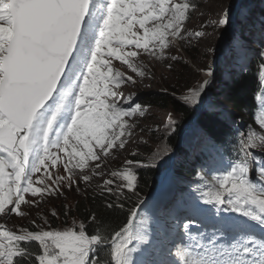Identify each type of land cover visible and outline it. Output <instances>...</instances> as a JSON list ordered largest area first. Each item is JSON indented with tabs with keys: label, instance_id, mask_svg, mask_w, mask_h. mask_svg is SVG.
<instances>
[{
	"label": "snow or ice",
	"instance_id": "obj_1",
	"mask_svg": "<svg viewBox=\"0 0 264 264\" xmlns=\"http://www.w3.org/2000/svg\"><path fill=\"white\" fill-rule=\"evenodd\" d=\"M199 6L196 0H0V264H264V153L254 151L264 149V119L256 132L250 125L237 137L235 114L209 95L217 83L252 74L257 98H264V15L254 18L246 0H228L200 25L221 36L204 46L212 60L200 69L202 82L172 94L191 115L167 114L161 137L167 142L147 163L132 152L134 159L118 168L108 165L132 142L135 118L150 107L124 87L151 79L152 61L180 62L169 55L177 44L191 48L193 40L208 38L186 27ZM181 132L183 142L173 144ZM229 143L235 158L213 167ZM194 162L195 186H181V170ZM139 168L161 169L152 202L140 196ZM103 177L101 195L136 198L118 228L107 229L95 212L68 224L66 205L61 227L52 222L61 215L55 207L51 220L37 211L29 225L6 226L9 217L26 219L65 190ZM105 207L125 204L109 200ZM172 230H182L187 243L169 241Z\"/></svg>",
	"mask_w": 264,
	"mask_h": 264
},
{
	"label": "rangeland",
	"instance_id": "obj_2",
	"mask_svg": "<svg viewBox=\"0 0 264 264\" xmlns=\"http://www.w3.org/2000/svg\"><path fill=\"white\" fill-rule=\"evenodd\" d=\"M253 0H246V2L251 7V2ZM228 0H199L198 4L200 5L191 15L190 20L186 23V27L190 30H203L209 33L210 35L205 41H202L200 44H197L195 40H193V47H181L179 44L172 47L169 51V55H176L180 57V62H156L152 61L150 68L152 71V78L145 79L142 82H138L136 85H127L124 87V92L127 95L128 93H136L138 98H142L144 93L147 92H162L168 93L169 95L175 93L179 95L186 91L187 88L195 86L197 83L202 82L205 78L203 74H201L200 69L204 66L205 63L211 62L212 57L209 56L205 58L203 56L204 46L206 44L217 43V37L221 36V31H216L213 33L212 28L206 27L200 29L201 24L207 25L213 19L216 18V13H218L222 7V5L226 4ZM256 4V3H255ZM254 12V17L259 18L260 15H264V8L260 9V13L256 14L255 8L251 7ZM263 12V13H262ZM203 13V15H201ZM167 63H172V70H169L167 67ZM150 85V86H149ZM228 87V84H218L217 87H213L210 96L214 98H220L226 107H230V105L226 102L224 97L226 96L225 88ZM162 89H167V92L162 91ZM220 92L221 94H218ZM145 116L143 118H135L137 124L139 125L134 130V135L131 138L132 142L129 143L125 150L117 151L114 153L115 159L109 158L108 165L110 169H116L120 165L123 164L124 160L130 157V153L138 152L139 159H142L145 163L148 160L149 155L156 151L157 146L163 143H166V140H162L161 137L163 134V123L166 120V116L169 112H173L171 110L162 111L158 108H145ZM176 114V113H175ZM178 116V115H177ZM143 129V131H141ZM153 130L155 131V135H153ZM148 137H151L152 140H149ZM185 138V134L183 133L182 142ZM140 141H144L145 143H140ZM257 141H259V136L257 135ZM258 153H264V149H256ZM159 173H161V169L156 168ZM108 177H103L100 179H94L90 186L85 185L84 183H80L79 189H71L65 190L64 194L59 198H54L49 200L47 203L42 206H47L45 211V215H49L52 207L58 208V203L63 202L66 199L71 201L74 196H78L85 194L87 191L90 192L93 189L96 191H101L102 189L98 187V185L102 184V179H106ZM157 195V194H156ZM156 195L152 196L151 201H153ZM75 200V199H74ZM41 206V207H42ZM41 209H32V215L30 217L35 216L37 211L40 212ZM43 211H41L42 213ZM24 219L11 216L6 221V226H22L29 225V219ZM57 224L59 223L56 219ZM73 221H69L68 224H71ZM40 223V221H38ZM62 222L61 224H63ZM60 224V223H59ZM173 231L169 233L171 235ZM169 240V237H168Z\"/></svg>",
	"mask_w": 264,
	"mask_h": 264
},
{
	"label": "trees",
	"instance_id": "obj_3",
	"mask_svg": "<svg viewBox=\"0 0 264 264\" xmlns=\"http://www.w3.org/2000/svg\"><path fill=\"white\" fill-rule=\"evenodd\" d=\"M258 81L252 74H248L245 78L232 83L230 91L227 94L226 101L232 106V111L237 118L241 119L243 123L247 124L248 121L253 123L252 118L255 115L256 105V94L259 92ZM144 105H150L151 108H158L162 111L171 110L178 116L183 114V117L191 115V112L183 105L179 103L174 97L168 93L162 92H147L144 93L141 100ZM212 130L220 137H224L225 130L217 124L211 125ZM182 132L172 137V143L175 144L181 141ZM232 135H228V139L231 140ZM134 159V158H132ZM198 163L194 162L192 165L183 168L180 172L182 179H192L197 182L193 169H198ZM159 172L156 169L151 168H139L138 169V185L140 196L148 195L153 190L159 181ZM183 185H186V181H181ZM131 197L130 200L125 199L123 201H116L112 197L104 196L101 194L87 195L85 198L77 201L74 207V213L78 217L79 221H84L88 216L95 212L98 218L103 220L104 225L107 229L118 228L127 218V209L132 206L135 202V197L128 193ZM111 200L112 203L117 204L123 202L125 207L123 209L116 207L113 209H107L105 204ZM56 227H60L56 225Z\"/></svg>",
	"mask_w": 264,
	"mask_h": 264
},
{
	"label": "bare ground",
	"instance_id": "obj_4",
	"mask_svg": "<svg viewBox=\"0 0 264 264\" xmlns=\"http://www.w3.org/2000/svg\"><path fill=\"white\" fill-rule=\"evenodd\" d=\"M254 6H256V8H255L256 14H259L260 13L259 10L264 8V0H253L251 2V7H254Z\"/></svg>",
	"mask_w": 264,
	"mask_h": 264
}]
</instances>
